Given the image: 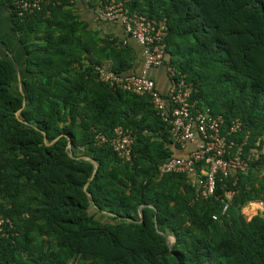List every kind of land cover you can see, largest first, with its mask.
<instances>
[{
    "label": "trees",
    "instance_id": "16d2710c",
    "mask_svg": "<svg viewBox=\"0 0 264 264\" xmlns=\"http://www.w3.org/2000/svg\"><path fill=\"white\" fill-rule=\"evenodd\" d=\"M0 3L21 46L0 39V212L12 222L0 264H264V214L242 212L264 203V0L126 2L165 21L168 65L196 107L242 123L234 139L249 166L208 198L158 171L174 145L149 97L96 80L97 65L128 74L129 45L98 36L69 0L49 16ZM117 125L133 132L132 162L93 144L94 127Z\"/></svg>",
    "mask_w": 264,
    "mask_h": 264
},
{
    "label": "built area",
    "instance_id": "2783aa9c",
    "mask_svg": "<svg viewBox=\"0 0 264 264\" xmlns=\"http://www.w3.org/2000/svg\"><path fill=\"white\" fill-rule=\"evenodd\" d=\"M128 0H98L95 14L98 20L118 23L127 38H132L143 47L145 70L166 67L170 79L167 93H161L156 82L146 74H125L112 70L107 65L95 66L96 80L107 84L113 90L131 92L148 96L150 103L160 119L169 126L173 143V154L158 165L161 174L175 173L186 175L189 183L199 190V196L208 198L216 189L217 182L236 172H245L249 166L251 154L242 155V144L234 139L242 131L239 119H226L221 113L212 114L206 106L196 107L191 101L195 88L188 83L174 67L168 65L166 57V23L156 18H148L142 13L131 12L126 7ZM18 16L34 13L50 15V5L61 4V0H13ZM74 4L75 0H69ZM122 45H128L123 40ZM95 146L107 144L124 162H132L134 136L130 128L117 125L107 136L93 128ZM83 148H80L82 150ZM257 153L254 157L257 158ZM227 191V197L232 196ZM258 208H264L262 201L256 202ZM227 204L224 206L226 209ZM12 227L9 218L0 212V235L5 226Z\"/></svg>",
    "mask_w": 264,
    "mask_h": 264
},
{
    "label": "crops",
    "instance_id": "0c3cea01",
    "mask_svg": "<svg viewBox=\"0 0 264 264\" xmlns=\"http://www.w3.org/2000/svg\"><path fill=\"white\" fill-rule=\"evenodd\" d=\"M98 0L95 2L92 0H75L73 4L76 13L80 14L81 19L85 20L90 28L98 31V36L101 38H106L108 40L116 41L121 43L123 40H127V44L132 48L133 59L132 67L127 72L129 74H146L152 77L156 82V87L161 93H167L170 87V79L168 77L166 67L164 65L152 68L150 70H145L144 68V58H143V47L139 45L132 38H127L122 31V27L118 23L114 22H104L97 19L95 14V7ZM0 39L4 40L9 49L17 54V51L21 46L19 45V40L17 35L11 29L10 23V12L9 10L0 3ZM264 141V136H263ZM174 154H178L174 150ZM253 204L258 205L256 202H251L247 206ZM258 208V207H257ZM261 210H264L261 207ZM256 214V213H255Z\"/></svg>",
    "mask_w": 264,
    "mask_h": 264
},
{
    "label": "rangeland",
    "instance_id": "374dc122",
    "mask_svg": "<svg viewBox=\"0 0 264 264\" xmlns=\"http://www.w3.org/2000/svg\"><path fill=\"white\" fill-rule=\"evenodd\" d=\"M18 86H20V83L17 82L15 83V87L17 88ZM19 88V87H18ZM259 207L258 205L256 206V204H253L251 206H245L242 208V212L247 214V215H255V213H260V214H264V210H261L260 208H257ZM92 212H94L93 210H91ZM169 243H173V236L169 234Z\"/></svg>",
    "mask_w": 264,
    "mask_h": 264
},
{
    "label": "water",
    "instance_id": "95a60500",
    "mask_svg": "<svg viewBox=\"0 0 264 264\" xmlns=\"http://www.w3.org/2000/svg\"><path fill=\"white\" fill-rule=\"evenodd\" d=\"M10 55H11V53H9ZM16 64V63H15ZM16 66H17V64H16ZM86 159H89V158H86ZM92 161V163H93V165H94V167H95V170H96V168H97V163L92 159L91 160ZM141 209H142V206H140L139 207V212H140V215H141ZM166 235V237H167V241H169V234H165ZM173 242H174V237H173Z\"/></svg>",
    "mask_w": 264,
    "mask_h": 264
}]
</instances>
